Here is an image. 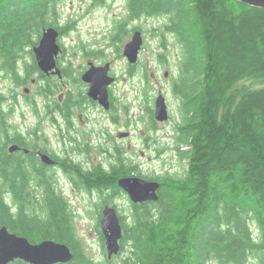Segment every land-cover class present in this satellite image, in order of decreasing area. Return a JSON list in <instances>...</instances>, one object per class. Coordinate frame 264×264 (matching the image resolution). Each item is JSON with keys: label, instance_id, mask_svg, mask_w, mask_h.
<instances>
[{"label": "trees", "instance_id": "obj_1", "mask_svg": "<svg viewBox=\"0 0 264 264\" xmlns=\"http://www.w3.org/2000/svg\"><path fill=\"white\" fill-rule=\"evenodd\" d=\"M58 1L0 0V78L44 28L67 30L54 23ZM127 8L117 35L129 20L162 16L154 33L180 47L175 91L192 148L180 152L188 159L184 175H163L157 201L132 204L120 264H243L251 256L264 263V9L237 0H127ZM26 172L0 156V225L31 242L65 243L73 258L64 264H93L64 198L26 195ZM115 175H98L99 185Z\"/></svg>", "mask_w": 264, "mask_h": 264}, {"label": "flooded vegetation", "instance_id": "obj_2", "mask_svg": "<svg viewBox=\"0 0 264 264\" xmlns=\"http://www.w3.org/2000/svg\"><path fill=\"white\" fill-rule=\"evenodd\" d=\"M57 29L59 30L57 41L60 50L54 57V68L44 72L37 65L32 48L37 45L38 39L37 43L28 50L29 57L23 55L25 49H22L14 59V69L6 71V74L10 75L8 80L11 85L8 86V92L0 86V92L3 94L0 105V156L26 167V176H21L28 182L26 195L42 200L53 194H59L66 204L67 191L87 196L100 195L104 199L98 214L99 229L97 230L101 232L100 218L105 204L115 208L121 226H123L122 223H127V221L119 214L113 199L121 195L128 198V195L118 185V179L140 176L158 181L160 183L157 190L159 196L164 182L163 175L155 177L137 174L135 165H126L120 158V140L112 137L106 139L107 130L102 122L108 120L110 124L118 123V113L125 111L129 114L130 108L134 105L121 102L116 96L115 85L118 77L111 72L109 61L103 62L102 59H97L100 58L101 50H84L86 59L76 64L75 69L76 65L73 61L63 56L65 49L60 42V37L66 30ZM133 30L129 29L130 35ZM107 62L110 64L108 74L114 80L107 86L109 104L105 107L98 99L89 95L90 84L83 79V75L91 66H103ZM135 65L129 66V72L136 69ZM177 81L178 79L173 80L170 98L166 97L162 88L158 89L155 95L150 92L152 103L146 106L145 117L151 129L156 132L161 125L167 124L166 121L172 122L171 131L167 132L171 138L168 148L180 154V152L191 149L192 145L190 144L191 138H187V132L182 130L187 116L181 98L175 91ZM130 92L131 90L129 94ZM159 94L164 96L167 106L168 119L165 121H159L154 116V104ZM37 95L40 99L42 98L40 102L37 101ZM172 99L177 101L179 107L178 116L175 115L176 119L171 116ZM21 100L24 101L25 108L28 106L29 112L25 114L21 111V114L19 113L21 118L17 121L14 119L15 110H18L16 107ZM91 112L96 113L91 115ZM125 126L129 127L130 124L126 123ZM116 134L118 138H121L130 135L131 132L130 130H117ZM11 146L14 147L10 150ZM114 174H116L115 182L110 180L111 183L106 187L99 185L101 180L109 176L111 179ZM98 175H102L103 179L100 180ZM6 194L11 207L16 210L17 204L13 200V194L11 192ZM114 256L100 264L107 262L112 264L110 261ZM17 260L22 261L20 259L14 261ZM93 264L97 263L93 261Z\"/></svg>", "mask_w": 264, "mask_h": 264}, {"label": "rangeland", "instance_id": "obj_3", "mask_svg": "<svg viewBox=\"0 0 264 264\" xmlns=\"http://www.w3.org/2000/svg\"><path fill=\"white\" fill-rule=\"evenodd\" d=\"M127 10V0H104L102 4H98L94 0H59L56 4L54 23L57 26L68 24L64 35L60 37V42L65 49L63 56L71 59L74 65H78L86 59L84 50L99 49L101 53L100 58L97 59L111 63V72L118 77V82L115 85L116 96L121 102L134 105L130 108L129 114H126L125 111L118 113V123L110 124L108 120L102 122L103 127L107 130L106 139L112 137L115 140H120L119 154L124 163L135 165V172L139 175L182 176L187 168L188 159L168 148L171 138L167 132L171 131L172 122L166 121L167 124L161 125L156 132L151 129L150 123L145 117L146 106L150 102L152 103L150 92L155 95L157 90L162 88L166 97H171V86L173 80L177 78V70L180 65V58H178L180 47L168 34L163 36L154 33V28L161 25L164 20L162 16H142L129 20L124 26L125 33L117 35L118 21L126 19ZM134 27L141 30L143 43L137 62L130 64L123 55L122 49L131 37L128 30ZM163 42L165 45L167 44L166 47L163 46ZM31 48L32 45L26 47L23 55L29 57L28 50ZM130 65L136 66L133 72H129ZM6 73V70L1 73L0 86L8 92V86L11 83L8 80L10 75ZM129 90H131L130 94ZM41 99L37 95V101L40 102ZM171 102V116L176 119L179 107L175 99H172ZM16 108L18 110H15L14 119L17 121L21 118L19 116L21 111H24L25 114L27 111L29 112L28 106L25 108L22 100ZM94 113L96 112H91V115ZM176 114L177 116H175ZM126 123L130 126H125ZM117 130H130L131 134L118 138ZM65 197L84 253L94 263L105 262L104 260L107 259L105 243L103 241L105 249L103 250V243L97 231L99 229L98 214L104 198L100 195L72 194L70 191L66 192ZM113 202L118 207L119 214L124 216L127 222H130L132 202L129 198L121 195L113 199ZM252 227L256 232L253 224ZM128 252L129 248L125 247L110 262L120 264L121 259ZM243 264L264 263L259 258L251 256Z\"/></svg>", "mask_w": 264, "mask_h": 264}, {"label": "water", "instance_id": "obj_4", "mask_svg": "<svg viewBox=\"0 0 264 264\" xmlns=\"http://www.w3.org/2000/svg\"><path fill=\"white\" fill-rule=\"evenodd\" d=\"M247 5L264 9V0H237ZM59 30L55 26H48L41 32L37 45L33 46L37 65L47 72L55 67L54 57L60 50L57 41ZM143 43L142 32L132 31L130 39L124 44L122 53L130 64L137 62L138 54ZM109 63L103 66H91L83 75V79L90 84L89 95L108 107L107 86L114 78L108 74ZM154 116L159 121L168 119L165 98L159 94L154 104ZM11 146L9 149H13ZM118 185L128 195L132 203L157 201V190L160 183L140 176L121 177ZM100 229L104 237L107 258L117 255L120 251V239L123 229L119 216L113 206L105 204L100 218ZM73 258L70 248L63 242L53 239H43L31 242L25 236L10 231L5 225H0V264H9L20 259L28 264H61L68 263ZM110 264V263H105Z\"/></svg>", "mask_w": 264, "mask_h": 264}, {"label": "bare ground", "instance_id": "obj_5", "mask_svg": "<svg viewBox=\"0 0 264 264\" xmlns=\"http://www.w3.org/2000/svg\"><path fill=\"white\" fill-rule=\"evenodd\" d=\"M186 40V39H185ZM179 131V130H178ZM162 181V180H161Z\"/></svg>", "mask_w": 264, "mask_h": 264}]
</instances>
